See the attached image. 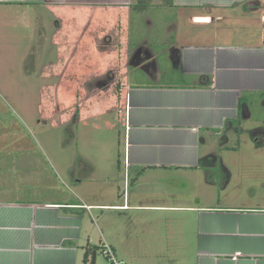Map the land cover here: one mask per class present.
Wrapping results in <instances>:
<instances>
[{"label": "crops", "instance_id": "1", "mask_svg": "<svg viewBox=\"0 0 264 264\" xmlns=\"http://www.w3.org/2000/svg\"><path fill=\"white\" fill-rule=\"evenodd\" d=\"M0 4L44 9L56 18L57 35L93 40L89 46L101 54L86 65L106 67L113 75H107V91L99 85L92 94L77 92L86 105L75 108L76 119L89 111L90 95L109 93V108L123 112V145L118 142L123 157L113 144L116 159L110 150L99 158L94 141L95 154L59 156L68 192H53L50 179L48 187L30 190L25 173L34 159L0 146V264H92L94 252L97 264L103 242L125 264H264V200L228 196L261 186L258 179L248 185L243 179L258 178L262 162L239 153L242 143L264 148V139H254L257 133L264 136V118L250 122L251 143L241 139L252 109L264 110V0ZM148 4L159 10L156 23L149 16L143 20L148 32L154 28L159 36L160 51L147 37L131 41L133 15ZM101 27L108 30L102 36L128 34V45L139 56L119 66L116 50L97 46ZM68 61L62 95L70 100L74 62ZM165 73L172 78L162 80ZM94 108L92 115L109 109ZM69 146L64 142L61 154ZM53 159L43 156L52 170ZM122 229L124 236L117 238Z\"/></svg>", "mask_w": 264, "mask_h": 264}, {"label": "rangeland", "instance_id": "2", "mask_svg": "<svg viewBox=\"0 0 264 264\" xmlns=\"http://www.w3.org/2000/svg\"><path fill=\"white\" fill-rule=\"evenodd\" d=\"M158 11L148 4L143 13H134L130 32L132 43H136L142 37H147L156 51L162 49V43L157 39L159 36L152 33L154 28H149L151 32H148L146 20H143L149 16L156 23ZM164 19L167 17L164 16ZM55 20L56 18L44 9L0 4V128L2 129V131L0 130V146L7 148L10 153L29 155L34 159L33 167H30L25 173V177L30 180L28 186L30 190L48 187L46 181L50 179L53 192L60 193L68 192L69 183L68 185L65 183V176L59 168V156L65 155L71 158L76 157L79 153L95 154L91 147V142L94 141L98 142L99 147L95 155H98L99 158L106 154L107 150H110L115 160V155L111 150L113 144L115 153L118 155L119 151L123 157L121 122L123 112L122 107L109 108L112 98L109 93L101 95L100 98H93L90 95L92 104L91 106L87 105L89 111L87 110L83 115L82 111L79 112L80 116H84L83 120L79 117V120L76 119L75 108L85 101L77 98V92L92 94L93 91H98L97 86L99 85L100 87L104 86V91H107L109 80L107 75L112 76L113 71H109L106 67H103L106 70L103 71L102 66H97L95 63L88 67L86 64L91 62L96 54L98 56L101 54L95 49L96 46H94V50L89 46L93 44V40L77 42L73 35H57ZM141 21H144L145 24L141 25ZM155 26L157 27V25ZM101 29L102 27L100 28L101 36L108 32L106 29L103 31ZM102 37L97 44L101 51H107L110 47V50L118 52L119 66L129 63L135 54L136 47H129L128 34H115L113 38L109 35ZM163 57H165L164 54L160 53L159 59L164 60ZM66 60L74 62L70 66L72 73L68 72V79L72 81L68 83V87H71L73 95L75 94L70 100L62 95L65 91V83L62 82L65 72L62 71L65 68L63 64ZM163 68L162 66L161 69L163 70ZM99 69L100 71H98ZM168 69L164 68V70ZM98 74L101 76L98 77ZM166 77L169 78L168 80L172 78L171 75L165 73L161 79L164 80ZM113 84L115 85L114 82H111L109 85ZM92 106L101 109V111L106 107L109 109L104 113L92 115L90 114ZM261 118H264V110L259 106L253 108L251 119L245 123L241 131L243 142L251 143L253 138L249 128ZM4 127H7L8 130H4ZM257 138L264 139L263 133H257L254 139ZM236 139L237 137H230L229 141L236 143ZM64 142H70V146L67 152L61 154ZM118 142L122 144L119 147ZM240 149L241 153L239 154L256 156L262 162L260 169L262 172L259 175L261 177H249L248 179L244 177L243 182L248 185L249 181L258 179L261 186L256 190H252V187L243 188L239 190L238 194L232 193L228 196L231 199L235 197L238 201V199H248L251 195V199L254 201L257 199L263 201L264 148L256 149L242 143ZM45 155L57 158V160L53 159L55 169H50L48 163L43 160ZM112 165L114 166V162ZM20 174L23 175V173ZM120 189L122 192V184H120ZM41 191L39 190V193ZM218 194L219 191L215 195L218 196ZM118 232L116 237L122 238L124 236L123 229ZM102 244L99 246L101 247ZM99 253L97 264H101L102 261L105 263L101 248Z\"/></svg>", "mask_w": 264, "mask_h": 264}, {"label": "built area", "instance_id": "3", "mask_svg": "<svg viewBox=\"0 0 264 264\" xmlns=\"http://www.w3.org/2000/svg\"><path fill=\"white\" fill-rule=\"evenodd\" d=\"M100 248L105 260L104 264H125V262L117 256L113 247L108 243L104 242Z\"/></svg>", "mask_w": 264, "mask_h": 264}, {"label": "trees", "instance_id": "4", "mask_svg": "<svg viewBox=\"0 0 264 264\" xmlns=\"http://www.w3.org/2000/svg\"><path fill=\"white\" fill-rule=\"evenodd\" d=\"M136 6H138V7H139V6H140V4H138V3H137V4H135L133 7H136ZM87 255H88V253H87V252H85V258H86V256H87Z\"/></svg>", "mask_w": 264, "mask_h": 264}, {"label": "flooded vegetation", "instance_id": "5", "mask_svg": "<svg viewBox=\"0 0 264 264\" xmlns=\"http://www.w3.org/2000/svg\"><path fill=\"white\" fill-rule=\"evenodd\" d=\"M139 56V54L137 53H135L133 56H132V58H136V57H138Z\"/></svg>", "mask_w": 264, "mask_h": 264}, {"label": "water", "instance_id": "6", "mask_svg": "<svg viewBox=\"0 0 264 264\" xmlns=\"http://www.w3.org/2000/svg\"><path fill=\"white\" fill-rule=\"evenodd\" d=\"M94 262H95V252H94V254H93V261H92V264H94Z\"/></svg>", "mask_w": 264, "mask_h": 264}]
</instances>
